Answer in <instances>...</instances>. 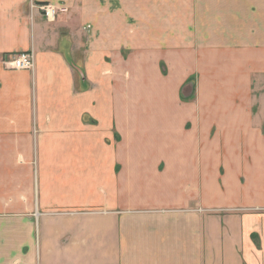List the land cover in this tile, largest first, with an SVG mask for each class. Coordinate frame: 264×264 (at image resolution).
Wrapping results in <instances>:
<instances>
[{
  "label": "crops",
  "instance_id": "obj_1",
  "mask_svg": "<svg viewBox=\"0 0 264 264\" xmlns=\"http://www.w3.org/2000/svg\"><path fill=\"white\" fill-rule=\"evenodd\" d=\"M35 1L0 0V264H264V0Z\"/></svg>",
  "mask_w": 264,
  "mask_h": 264
},
{
  "label": "built area",
  "instance_id": "obj_2",
  "mask_svg": "<svg viewBox=\"0 0 264 264\" xmlns=\"http://www.w3.org/2000/svg\"><path fill=\"white\" fill-rule=\"evenodd\" d=\"M29 10L32 17L39 14L48 21H54L58 14V8L52 3L30 0ZM9 64L15 70H34L35 54L32 50L21 51L10 58Z\"/></svg>",
  "mask_w": 264,
  "mask_h": 264
},
{
  "label": "rangeland",
  "instance_id": "obj_3",
  "mask_svg": "<svg viewBox=\"0 0 264 264\" xmlns=\"http://www.w3.org/2000/svg\"><path fill=\"white\" fill-rule=\"evenodd\" d=\"M34 18V17H33ZM35 62H36V58H35ZM255 81H256V85H260L261 86V92H264V77H262V79L260 80L259 78H257L256 77V79H255ZM257 81H260L259 83L257 82ZM185 132H187V131H185ZM153 134L150 136V138H151V141H153V140H155V134H156V132H152ZM182 133L183 132H181V137H182ZM217 133L218 132H215V134H214V138H216V135H217ZM214 142H215V140H214Z\"/></svg>",
  "mask_w": 264,
  "mask_h": 264
},
{
  "label": "water",
  "instance_id": "obj_4",
  "mask_svg": "<svg viewBox=\"0 0 264 264\" xmlns=\"http://www.w3.org/2000/svg\"><path fill=\"white\" fill-rule=\"evenodd\" d=\"M194 86L191 84L187 89H186V91H187V95H190L191 93H193V90H194V88H193Z\"/></svg>",
  "mask_w": 264,
  "mask_h": 264
}]
</instances>
